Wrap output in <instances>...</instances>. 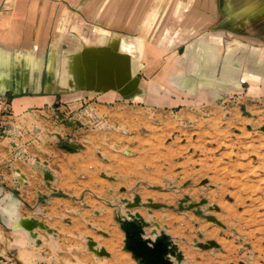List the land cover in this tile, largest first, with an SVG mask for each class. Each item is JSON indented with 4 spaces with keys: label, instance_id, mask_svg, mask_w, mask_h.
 Listing matches in <instances>:
<instances>
[{
    "label": "crops",
    "instance_id": "1",
    "mask_svg": "<svg viewBox=\"0 0 264 264\" xmlns=\"http://www.w3.org/2000/svg\"><path fill=\"white\" fill-rule=\"evenodd\" d=\"M17 70L23 80L15 81ZM131 78L137 86L127 92ZM242 79L245 91L226 88ZM5 96L0 217L6 205L20 218L41 220L57 236L38 231V247L26 231L8 230L0 220V264H123L105 246L117 239L110 231L109 195L130 172L140 173L137 165L145 159L129 169L122 156L137 152L124 153L121 135L146 127L147 110L155 120L158 112L202 114L229 103L264 101V0H0V97ZM139 108L144 111L136 117L127 113ZM74 118L90 126L67 124ZM71 139L79 148L67 146ZM20 154L47 164L52 188L61 194L51 197L43 176ZM17 170L29 185L9 197ZM41 196L51 199L40 204ZM89 224L108 235L99 240ZM83 236L99 241L111 257L98 262ZM120 251L139 264L121 245Z\"/></svg>",
    "mask_w": 264,
    "mask_h": 264
},
{
    "label": "rangeland",
    "instance_id": "2",
    "mask_svg": "<svg viewBox=\"0 0 264 264\" xmlns=\"http://www.w3.org/2000/svg\"><path fill=\"white\" fill-rule=\"evenodd\" d=\"M138 111L144 110L127 113L136 117ZM201 113L205 117L195 111L176 115L158 112L153 120L147 110L146 127H130L131 133L124 131L119 147L124 148V153L137 152L136 157L122 156L129 161L127 165L141 158L145 164H139L140 173L130 172L127 181L114 185L109 195L111 202L132 201L139 194L144 202L153 200L175 207L154 210L153 219L167 227L166 233L184 254L183 264H264V101L229 103L222 109ZM76 125L78 129L90 126L83 120ZM185 196L191 197L194 204L203 200L207 203L182 209L180 201ZM121 210L126 211L124 205ZM132 212L149 218L147 209ZM112 227L111 234L119 241L110 239L105 246L114 251L116 260L121 257L129 262L120 245L129 257H134L126 250L127 237L115 220V209ZM89 230L99 240L105 239ZM209 242H216L219 248L202 246Z\"/></svg>",
    "mask_w": 264,
    "mask_h": 264
},
{
    "label": "water",
    "instance_id": "3",
    "mask_svg": "<svg viewBox=\"0 0 264 264\" xmlns=\"http://www.w3.org/2000/svg\"><path fill=\"white\" fill-rule=\"evenodd\" d=\"M14 78H16L15 81L23 80V71L17 70L14 72L13 75ZM133 77V76H132ZM137 78V77H136ZM135 78H131L130 85L127 86L126 91H133L135 87L137 86L138 79L134 80ZM226 88L228 90L230 89H236L240 91H245V82L242 80H239L231 85H228ZM149 90L147 89V95L149 94ZM6 97H0V100L5 101ZM223 99V98H222ZM147 104H149L148 98H147ZM92 116H96L100 119L97 112L90 110ZM78 119L74 118L67 122V124H76ZM5 125L2 124V131L3 134H6V131H4ZM102 128H108V129H114L112 127H108L106 125L102 126ZM59 140H63L60 136H57ZM74 140L71 139L66 142L68 147H72L71 149L79 148L77 145L74 144ZM19 152V149H18ZM99 156H102L99 154ZM19 157H21L23 160H26L27 162L31 163L33 170L35 171V174L38 172L43 176V184L44 186L50 191L51 197H54L56 195H60L61 192L55 190L52 188V182H53V175L51 171L48 168V165L45 163L39 162V160H30L28 155L20 154ZM17 173L16 178L14 179L13 185H11L10 188L7 189L11 195L9 197H18L20 195V189L23 187H27L29 185V182L27 180V177L22 174L20 170L15 171ZM37 172V173H36ZM104 176L112 181L117 180L118 178L116 176L104 174ZM161 189V188H158ZM126 189H123L122 192H126ZM48 199L46 196H41L39 198L40 204L47 203ZM189 201L191 203H189ZM207 200H203L201 204H194L193 200L189 196H185L183 200L180 201V207L184 209L183 207H188L189 209L197 206L200 207L203 204H206ZM125 206L126 211L123 212L121 210L122 206ZM111 206L115 209V220L119 224L120 228L125 232L126 239L125 241V247L126 250L132 253L133 257L140 263V264H183L185 261L184 254L181 252L177 244H175V240L171 235L166 233L167 227H161L158 223L155 222L153 219V212L154 210H165V208L168 209H175L173 206H169L167 204H161V203H155L153 200H148L147 202H144L143 199L139 194L135 196V198L131 200L122 199L119 201V203H111ZM6 210L4 214L1 215L0 220L1 222L6 226L8 230L11 231H26L31 239V241L38 247L43 245V240L39 237L38 231L45 232L52 238H55L57 236V231L47 224L43 223L41 220L37 218H27L23 219L20 218L18 215V211L14 209L13 211H10V207L4 205L3 206ZM26 207L30 210L38 212V214H41L39 211V208H31L30 206L26 205ZM3 208V209H4ZM147 209L148 210V219H145L142 217L140 213L132 212L136 209ZM197 213H200L203 215V212L201 210H198ZM15 217V220L13 219ZM209 220H212L214 222H217V220L213 217H208ZM14 220L15 222H13ZM13 222V223H12ZM97 233L103 234L107 236L104 231L97 229L96 227L91 226ZM154 227V228H153ZM150 228H153L148 236V231ZM201 237H203L200 234ZM84 242L87 247V251L90 253H93L97 258L103 257V258H110L111 253L107 251V249L103 246H101L94 238L90 236L84 237ZM206 248L215 247L219 248V245L216 242H209V245H202Z\"/></svg>",
    "mask_w": 264,
    "mask_h": 264
},
{
    "label": "bare ground",
    "instance_id": "4",
    "mask_svg": "<svg viewBox=\"0 0 264 264\" xmlns=\"http://www.w3.org/2000/svg\"><path fill=\"white\" fill-rule=\"evenodd\" d=\"M136 166V165H135ZM133 164H130L129 163V165H128V168L129 169H133L134 167H135ZM137 166H139V164L137 165ZM112 173H113V171H112ZM84 186H85V184H84ZM102 186H104V185H102ZM104 188V187H103ZM116 260V259H115ZM117 261H119V262H121V263H123V264H129V262L125 259V258H119Z\"/></svg>",
    "mask_w": 264,
    "mask_h": 264
}]
</instances>
